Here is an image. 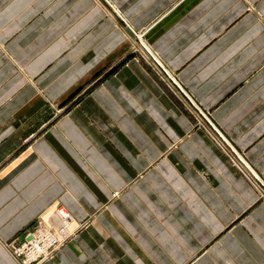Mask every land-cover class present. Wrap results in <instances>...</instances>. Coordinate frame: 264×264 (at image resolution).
Listing matches in <instances>:
<instances>
[{
    "label": "crops",
    "instance_id": "obj_1",
    "mask_svg": "<svg viewBox=\"0 0 264 264\" xmlns=\"http://www.w3.org/2000/svg\"><path fill=\"white\" fill-rule=\"evenodd\" d=\"M167 74L264 183V0H0V264L59 206L42 264H264V188Z\"/></svg>",
    "mask_w": 264,
    "mask_h": 264
},
{
    "label": "rangeland",
    "instance_id": "obj_2",
    "mask_svg": "<svg viewBox=\"0 0 264 264\" xmlns=\"http://www.w3.org/2000/svg\"><path fill=\"white\" fill-rule=\"evenodd\" d=\"M157 64H159L157 62ZM168 78L170 79V81L176 85V87L178 88V90L180 92H182L187 100L190 102V104L192 105L193 109L195 110L194 115L195 116H199L201 117L208 125L209 127L212 128L214 135H215V140L218 142V144L221 146H224L227 149V154H228V159L231 161L232 164H234V166L252 183V185L256 188H258V190H262L264 188V183L263 181L258 177L257 174L254 173V171L251 169V167L248 165V163L246 161H244V159L242 158V156L238 155L234 148H232V146L230 145V142L228 141V139H226V137L222 134V132L218 129L217 126L213 125L207 118H209V114L206 110H201V108L199 106L196 105V103H194L192 101V99L187 96L185 94V92L183 91V89L179 86V84L176 82V80L172 77H170L167 74ZM223 147V148H224ZM224 148V150H225ZM264 194V193H263ZM59 208V209H58ZM64 208L63 206H59L56 208V212H54V215L52 217L51 223H44L41 220H36L33 224L29 225L27 228H25L24 230H22V238L20 239V241H23L24 239L26 240H30L32 234L34 232H41L44 229H49L50 226L52 227V225L54 227H52V231L53 232H61V229L58 230L59 226H60V222L58 220V215H59V211L60 209ZM65 209V208H64ZM66 211V210H65ZM66 213L69 214V212L66 211ZM70 216V214H69ZM72 222V218L70 216V219L68 220V225H67V231L70 232L67 239H65L64 242H58L55 245H49L50 247H47V251H46V255L43 257H39V263L38 264H42L43 262H45L47 259H51L53 257V255L55 254L56 251H58V249H60L65 243L66 241L70 240L72 234L74 233L71 229H70V224ZM81 227V225L78 226V228ZM77 228V230H78ZM68 234V233H67ZM61 243V244H60ZM10 252L12 255H14V251L10 249ZM25 255V254H24ZM15 256V255H14ZM32 262V261H31Z\"/></svg>",
    "mask_w": 264,
    "mask_h": 264
},
{
    "label": "built area",
    "instance_id": "obj_3",
    "mask_svg": "<svg viewBox=\"0 0 264 264\" xmlns=\"http://www.w3.org/2000/svg\"><path fill=\"white\" fill-rule=\"evenodd\" d=\"M57 218L60 222L58 230L61 229V232H53L52 227L54 226L52 225L49 229H44L41 232H34L29 241L24 239L20 241L18 246L13 248L14 255L20 259L22 264H38L40 262L39 257H44L46 255L47 247H50L49 245H55L58 242L62 243L70 236V232L67 231L70 216H66L65 219L60 217Z\"/></svg>",
    "mask_w": 264,
    "mask_h": 264
},
{
    "label": "bare ground",
    "instance_id": "obj_4",
    "mask_svg": "<svg viewBox=\"0 0 264 264\" xmlns=\"http://www.w3.org/2000/svg\"><path fill=\"white\" fill-rule=\"evenodd\" d=\"M66 216H69V214L66 213L65 209L64 208L60 209L58 217L65 219Z\"/></svg>",
    "mask_w": 264,
    "mask_h": 264
}]
</instances>
